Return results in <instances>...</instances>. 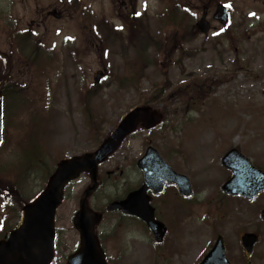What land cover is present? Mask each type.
Here are the masks:
<instances>
[{"label": "rangeland", "instance_id": "374dc122", "mask_svg": "<svg viewBox=\"0 0 264 264\" xmlns=\"http://www.w3.org/2000/svg\"><path fill=\"white\" fill-rule=\"evenodd\" d=\"M73 1L14 2L19 27H32L45 53L38 58L42 64L36 72L22 59L14 61L12 85L21 86L18 90L26 103L18 109L10 98L5 104L6 112L15 115L5 127L0 179L14 180L19 153L26 148L28 135L45 167L38 165L25 179L21 200L15 201L13 209L17 211L22 201L40 191L45 171H52L59 160L95 149L85 129L87 120L83 122L81 115L82 103L90 106L89 120H94L100 126V136H105L140 103L141 95L149 100L155 95L154 89L163 86L162 99H173L168 104L155 102L166 112L163 125L128 138L99 168L101 187L90 205L104 209L109 201L121 198L127 186L137 182L131 164L142 156L144 143L154 147L176 172L189 178L194 187L193 204L189 205L188 216L181 205L182 210L176 208L173 212L170 204L176 200L171 190H166L161 201L167 205L159 203V215L168 222V231L158 248L138 226L116 214H105L98 234L107 257L111 264H198L219 235L232 251L227 253L231 264H264V223L259 219L264 194L253 202L220 195V186L228 178L220 159L231 148L253 166L264 169V0H135V4L134 0L130 4L124 0L126 6L122 7L115 0H77V9L71 5ZM175 4L180 7L173 20L167 7L176 11ZM218 4L232 11L225 31L228 35L218 34L222 27L212 19ZM48 5L50 17L44 19L40 11ZM132 9L140 14L138 19L132 17ZM184 10L190 13L186 20L181 19ZM204 10L210 32L183 46L182 55L187 57L176 59V55L169 57V52L163 51L154 56L155 47L165 48L171 39L170 27L177 30L178 21H182L181 31L195 24ZM53 11L60 14L59 19L52 18ZM94 25L99 35L94 33ZM137 60L141 63L134 64ZM96 75L102 76L97 83L99 89L89 97L87 90L95 83ZM37 121L40 130L28 133ZM115 172L122 175L113 178ZM4 181L0 187L5 186ZM88 183V178L82 176L66 189L56 215L54 264H65L66 257L77 249L78 235L71 220ZM1 200L0 221L4 216L7 221L15 212L4 209ZM219 208L239 214L222 217L225 211H221L214 221L210 212ZM173 219L176 224H172ZM179 223L181 226L176 228ZM246 232L257 233L259 242L245 259L237 246L240 233Z\"/></svg>", "mask_w": 264, "mask_h": 264}, {"label": "water", "instance_id": "95a60500", "mask_svg": "<svg viewBox=\"0 0 264 264\" xmlns=\"http://www.w3.org/2000/svg\"><path fill=\"white\" fill-rule=\"evenodd\" d=\"M217 13H219L220 22L224 24L226 21L224 9H218ZM201 30L205 32L207 25L204 24ZM161 119L156 109L135 108L121 120L115 130L93 153L70 157L57 163L45 188L22 208L17 228L10 233L7 241H0V264H50L53 255L55 211L62 202L65 185L81 173L88 174L91 186L84 191L79 202V212L73 220V226L79 233L80 242L79 249L68 258L67 264H105L103 251L94 235L99 216L91 212L87 206L89 195L98 186L97 167L116 151L123 139L132 133L138 124L143 129L150 130ZM222 162L235 174L224 184L222 189L225 193L253 198L258 192L264 190V175L250 167L237 151L228 152ZM137 168L143 172L144 176L141 189L130 194L124 201L110 204L108 209H120L123 213L140 217L155 235L156 240L160 241L165 229L160 223L154 221L153 211L147 205L148 199L145 193L150 189L154 194H159L166 184L171 183L179 187L182 195L188 196L189 190L184 183L186 180L173 173L151 148H148L143 158L138 161ZM261 218L264 221V210L261 212ZM241 242L246 252L250 253L257 242V237L253 234H245L241 237ZM200 264H229L224 257L220 238Z\"/></svg>", "mask_w": 264, "mask_h": 264}, {"label": "flooded vegetation", "instance_id": "af4514ba", "mask_svg": "<svg viewBox=\"0 0 264 264\" xmlns=\"http://www.w3.org/2000/svg\"><path fill=\"white\" fill-rule=\"evenodd\" d=\"M14 2H15V0H0V55L2 56V58L5 59L7 65H8L9 71H11L13 69L12 68V65H13L12 59L10 58L9 54H11L12 49L15 51V48L12 47L14 45L15 40L17 39L18 35H21L24 37H27V35H30L28 25H25L27 29H25V31H24V28L19 27V24L17 23L18 12H16L17 10L14 6ZM115 2L118 3L121 7L124 5L126 6L124 0H115ZM130 2H131V0H128L129 4H130ZM134 4H135V0H134ZM134 11H135V9H132V12H134ZM40 13H41V16L44 15V19H47L50 16L49 5L46 6L45 9L41 10ZM40 13H39V15H40ZM56 14L57 13L55 11H53L51 13V16L55 17ZM132 17L134 18V16H132ZM129 24L131 25V23H129ZM18 28H20V30H18ZM174 44L177 45L176 38H175ZM173 49L174 48H171V50H173ZM2 50L4 52H2ZM228 174H229V177H231V173L228 172ZM171 188H172V192H173L172 198H173V200H176V201H174L176 208L178 206L177 201L179 199L182 200L180 205L182 206L183 211H185L187 213L186 216H188L189 215L188 212H190V206H189L190 199L187 200V199L180 197L178 190L175 186H171ZM191 188H192L191 190L193 191L194 189H193L192 185H191ZM220 195L227 197L222 191L220 192ZM161 198H162L161 196H159V197L151 196L149 200H150V205L155 210L156 219L158 221L163 222L166 226L168 222L167 221L164 222V220L159 215V208L161 206V204H159V203L161 202ZM231 212L227 211V213H225L224 215L231 216L233 218L234 215L239 214L238 212H233V211H231ZM215 215H217V214H215V212L213 211L212 217L215 218ZM126 218L128 221L129 220H131L132 222L136 221V219L133 217H126ZM172 224H176V221L174 219L172 220ZM180 226H181V224L179 223L178 225H176V228H179ZM214 242H215V240H213L212 243L210 244V249L213 246ZM237 248H238V251L240 252L241 246L239 245V243H238ZM224 249H225L226 257L228 258L227 253L229 254L232 251L227 245H225V243H224ZM233 253L235 254V251H233ZM246 258L247 257H245V259Z\"/></svg>", "mask_w": 264, "mask_h": 264}, {"label": "trees", "instance_id": "16d2710c", "mask_svg": "<svg viewBox=\"0 0 264 264\" xmlns=\"http://www.w3.org/2000/svg\"><path fill=\"white\" fill-rule=\"evenodd\" d=\"M35 67H39V64H37L35 62L34 64ZM141 75V73L139 74ZM122 82V81H121ZM98 86H92L91 89L88 91L87 95L89 97H92L94 93H96V91L98 90ZM155 91V95L150 97L149 100L145 97V96H140V104L141 105H151V104H155V102H163L168 104L169 103V99L167 98V96H165V98L162 99V93L164 91V87L161 86L160 88H156ZM142 94V93H141ZM87 106V103H85ZM89 113L88 107H87V114ZM36 130H40V126H36L34 127V131ZM90 132L92 134V136H94V141H96V145L99 144L100 142V132H99V126L98 124H96L95 122L90 121ZM38 165H42L41 162H38V156L36 153V149L35 147L32 145V138L29 135V140L27 141V150L24 152V154L21 155V159H19L17 165H16V171L14 172L13 175L14 176V180L12 181V179H7V181L1 180L0 179V184L4 185V183H2V181H4L6 184L3 187H0V190H2L4 193H7V195H11L12 200L10 205L8 206L9 209L12 210V212L14 213V216H16L18 214V210L15 211L13 209V207L15 206V201H20L21 198V185L23 184V180L25 178H27L30 173L35 170ZM0 172L2 173V171L0 170ZM3 174V173H2ZM23 204V201L21 202L20 205ZM8 227H7V223H3L2 226V231L0 232V238H2L8 231Z\"/></svg>", "mask_w": 264, "mask_h": 264}]
</instances>
